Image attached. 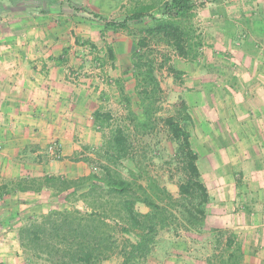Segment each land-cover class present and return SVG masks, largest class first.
Wrapping results in <instances>:
<instances>
[{
	"label": "rangeland",
	"instance_id": "374dc122",
	"mask_svg": "<svg viewBox=\"0 0 264 264\" xmlns=\"http://www.w3.org/2000/svg\"><path fill=\"white\" fill-rule=\"evenodd\" d=\"M26 1L33 3L35 0ZM152 1L154 0H59V3L54 5L46 3V8H52L46 12L47 14H43L48 24H9L10 19L20 15L18 13L21 10L13 8L16 7L14 2L9 1L7 5L1 0L4 9L0 13V18L4 17L6 21L0 24V32L2 29L0 34L2 37L19 34L26 36L31 29L30 26L36 25L34 34H37L41 42L45 43L46 52L54 56L53 60L61 74V80L64 85H67V91L73 95L78 120V128L74 131L76 135H73L78 148L69 157L60 155L58 144V153H52L50 151V147L54 144L52 142H45L43 146L39 145V148L44 151L39 155L34 153V144L28 147L29 155L26 159L32 166L29 176L59 175L63 170L64 176L76 178L87 175L93 170L97 171L99 166L97 152L102 150L103 133H107L109 129L97 125L92 112L101 106L105 111L112 113L113 122L118 120L130 123L129 107L119 91L117 79L122 80L126 89L125 95L131 97L132 108L137 110L136 92L138 90L129 68L132 66L133 53L136 49L135 42L142 36L140 32L142 27L150 24V18L147 17L145 21L131 22V31L126 29L113 31L106 29L104 21L96 14L110 20L122 21L128 10L136 3L147 4ZM195 1L197 6L192 22L196 28V34H200L203 38L201 57L196 61L183 59L165 42L155 40H151L147 51L156 60L155 74L162 88L158 103L160 110L157 116L162 118L178 115L182 109V102L188 100L194 107V109L188 108L192 120L186 125L192 132L193 145L197 151L202 153L207 151L209 154L210 151L213 152L215 140H208L209 136L213 137V134L206 131L202 120L208 116L213 124L214 109H200L198 104L203 101L202 96L203 98L206 96L207 102L213 103L215 82L211 83V81L217 69L215 58L223 55L228 57V54L223 50L220 51L219 47L214 48L206 41V35L210 36L209 39L215 40L213 34H215L216 17L210 16L209 24L211 25H206L202 7L207 0ZM164 9L165 6L160 5L153 13L161 16ZM34 18L40 17L36 15ZM109 47L114 49L116 60L112 61L108 55ZM170 66L181 71V75L178 77ZM204 82L211 84L210 87L205 88H211L212 92L199 91V84L204 85ZM61 118L70 120L69 117L61 116ZM209 126L214 128V125ZM133 142L135 163L132 160H124L119 166L123 173L128 175V169H137L140 165L143 170L157 178L162 185L178 196V185L183 176L182 161L177 156L179 143L172 137L163 121L158 119L154 129L135 134ZM1 156L0 152V181H8L12 178L8 177L7 172L10 173L13 167L17 169L20 165L17 163L18 160H14L12 165H4ZM88 158L91 160L88 161ZM210 165H214L213 162L210 164V158L202 156V179L213 198L207 206L208 219L203 231L185 230L181 227L165 228L160 231L153 252L136 264H231L228 257L233 251L239 255L238 264H264V233L252 229L250 226L254 225L253 222L247 219V216L241 215L246 211V202L243 198L247 195L244 187L247 175L231 173L229 167L227 172L217 173ZM234 181L242 182L243 185L240 193L242 192L244 196L242 195L240 202L231 200V192L233 195L236 192L231 189V183ZM29 200L30 204L22 205L20 200L12 197L8 203L9 206L0 207V218L5 214L12 216V220L2 226L3 229L16 231L19 225L29 219L37 218L53 209L74 206V203L67 201L64 195L55 198L47 190L39 193L36 199ZM75 206L81 209L85 207L82 202H78ZM137 207L143 212L148 210L144 204H138ZM257 223L263 222L255 221V224ZM229 238L234 241L232 248L227 246ZM11 242L10 234L0 238V264H6L5 259L9 264H26L23 254L20 256L18 252L16 253L18 260L15 262L16 259L10 260L9 252L15 246ZM119 263L120 258L115 256L103 262V264Z\"/></svg>",
	"mask_w": 264,
	"mask_h": 264
},
{
	"label": "trees",
	"instance_id": "16d2710c",
	"mask_svg": "<svg viewBox=\"0 0 264 264\" xmlns=\"http://www.w3.org/2000/svg\"><path fill=\"white\" fill-rule=\"evenodd\" d=\"M19 1L13 0L15 4ZM45 2L54 5L59 0ZM160 5L165 6L164 12L156 16L153 11ZM196 6L195 0H154L136 3L122 21L96 14L104 21L105 28L113 31L130 30L131 22L150 18V24L142 27V36L135 42L129 68L138 90L137 110L132 108L131 97L125 95L122 80L117 79L119 91L129 107L130 123L113 122L112 113L101 106L93 110L95 123L109 129L103 133L102 150L97 152V171L76 178L44 174L0 181V200L13 191L42 193L47 190L52 197L64 195L74 203L72 207L50 210L18 226L16 237L26 264H103L114 256L120 258L119 264H136L153 252L161 230L181 227L200 232L205 228L211 194L202 179L199 152L186 126L192 120L188 104L182 102L178 115L157 116L162 88L155 74L156 60L147 51L151 40H155L165 42L183 59L198 60L203 38L196 34L192 22ZM3 9L0 0V13ZM108 55L112 61L116 60L112 47L108 48ZM170 68L178 77L181 75V71ZM158 119L179 143L177 156L182 161L183 176L178 196L139 164L137 169H128V175L119 167L124 160L135 161L133 136L154 129ZM78 202L85 207L75 206ZM138 204H144L148 210H139ZM11 220L12 216L3 218L0 227ZM233 244L229 238L227 246L232 248ZM228 259L231 264H238L239 255L230 252Z\"/></svg>",
	"mask_w": 264,
	"mask_h": 264
},
{
	"label": "crops",
	"instance_id": "0c3cea01",
	"mask_svg": "<svg viewBox=\"0 0 264 264\" xmlns=\"http://www.w3.org/2000/svg\"><path fill=\"white\" fill-rule=\"evenodd\" d=\"M2 1L7 5L13 2ZM35 1L16 3L13 8L20 9V15L12 17L9 24H48L43 14L52 8H46L45 0ZM202 8L206 25H211L210 16L216 17L215 40L206 35V41L226 52L228 57L215 58L217 69L211 81L215 82L213 103L202 96L203 101L198 104L200 109H214V123L206 114L202 123L206 131L213 134L208 140H215L212 153L198 151V164L201 169V159L205 155L210 158V164L213 162L210 166L214 172L225 173L229 167L231 173L247 175L246 197L240 193L242 182L234 181L231 189L236 192L234 195L231 192V200L240 202L243 198L246 211L241 215L253 222L252 229L264 233V0H207ZM36 15L40 18H34ZM2 18L0 24L6 21ZM30 28L26 36L2 37L0 34V152L4 165H12L14 160L20 165L7 172L11 178L31 174L32 166L26 157L32 144L36 155L44 152L39 145L45 142L58 144L60 155L64 157L78 148L74 137L78 120L73 95L61 80L54 56L46 52L45 43L34 34L36 25ZM210 85L199 84V91L212 92L211 88H205ZM186 103L189 109H194L188 100ZM63 172L61 170L59 175ZM38 196L39 193L30 191H13L0 200V206H6L12 197L27 205L31 203L29 199ZM1 217L0 220L10 216ZM255 221L263 223L255 224ZM8 234L12 235L11 243L15 245L9 252L10 260L16 259L15 262L18 260L16 253L22 255L16 231L0 227V238ZM5 262L9 264L6 259Z\"/></svg>",
	"mask_w": 264,
	"mask_h": 264
},
{
	"label": "built area",
	"instance_id": "2783aa9c",
	"mask_svg": "<svg viewBox=\"0 0 264 264\" xmlns=\"http://www.w3.org/2000/svg\"><path fill=\"white\" fill-rule=\"evenodd\" d=\"M50 148H51V150L54 149L51 151L52 153H54V154L58 153L57 152L58 151L57 144L54 143Z\"/></svg>",
	"mask_w": 264,
	"mask_h": 264
}]
</instances>
